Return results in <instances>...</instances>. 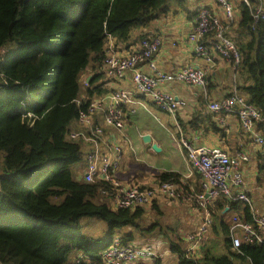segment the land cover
Segmentation results:
<instances>
[{
	"label": "trees",
	"instance_id": "obj_1",
	"mask_svg": "<svg viewBox=\"0 0 264 264\" xmlns=\"http://www.w3.org/2000/svg\"><path fill=\"white\" fill-rule=\"evenodd\" d=\"M171 1L176 0H0V52L7 51L0 60V264H106L103 252L114 236L130 243L135 231L143 237L164 231L160 224L144 226V208L115 210L100 201L108 184L75 178L72 168L85 163L86 151L82 141L68 136L80 110L112 91L103 81L107 38L116 40L119 51H131L152 38L143 31L170 12ZM234 1L240 20L223 26L239 49L238 70L248 81L238 91L260 112L261 127L264 21L253 20L255 0L251 7ZM135 29L142 32L133 36ZM88 70L94 76L87 83L88 99L79 105L81 75ZM198 177L197 194L202 192ZM156 180L181 185L176 172H162ZM242 204L220 196L210 206L211 230L224 237L225 255L203 246L208 236L202 253L192 254L167 235L177 264H234L235 259L264 264V242L233 247L225 216L239 213L254 224V210ZM89 219L106 223L102 238L83 233L82 221Z\"/></svg>",
	"mask_w": 264,
	"mask_h": 264
},
{
	"label": "built area",
	"instance_id": "obj_2",
	"mask_svg": "<svg viewBox=\"0 0 264 264\" xmlns=\"http://www.w3.org/2000/svg\"><path fill=\"white\" fill-rule=\"evenodd\" d=\"M212 1L221 7L227 21H234L233 0ZM255 1L252 17L257 23L264 21V0ZM243 2L252 6V0ZM208 35H212L211 38L204 41ZM188 39L198 56L211 61L210 50L213 49L238 70L242 61L239 49L226 36L221 19L211 9H199ZM161 46L162 40L152 37L137 43L131 51H119L116 40L109 36L105 44L103 72L112 82H120L131 75L133 87L115 88L107 95L88 102L86 109L79 112L77 123L80 129L71 131L68 136L73 141H82L86 146V168L81 180L108 184L109 189H103L101 196L109 199L110 206L115 210L146 208L160 196L179 200L182 194L180 184L174 182H158L154 186H124L116 175L124 162L125 146L131 147L126 133L127 123L130 115H135L139 108H146L144 99L175 117L177 111L187 107L188 102L167 92L163 89L165 85L177 82L207 87L206 67L188 65L175 73L161 70L154 59ZM82 103L79 99L78 104ZM207 110L220 115L235 114L243 131L264 151V134L258 130L261 114L238 89L222 99L209 102ZM106 127L114 130L111 141L107 139ZM179 146L186 151L190 165L201 177L202 192L196 194V203L202 209V219L198 229L187 235L188 245L185 249L194 254L201 248L214 224L210 206L220 196L241 201L253 211L250 198L241 190L245 184L242 167L250 157L244 150L230 156L221 148L194 146L184 137L179 139ZM229 224L234 249L243 243L264 242V215H255L254 224L234 215ZM238 230L242 235L238 234ZM161 246L157 240L144 244L123 243L119 236H114L104 250L103 258L106 264H158Z\"/></svg>",
	"mask_w": 264,
	"mask_h": 264
},
{
	"label": "crops",
	"instance_id": "obj_3",
	"mask_svg": "<svg viewBox=\"0 0 264 264\" xmlns=\"http://www.w3.org/2000/svg\"><path fill=\"white\" fill-rule=\"evenodd\" d=\"M197 1L199 2L201 0H196V4H200L198 10L190 8L188 0L171 1L177 5V8L172 11V5L170 3V12L159 18L149 28L143 31L148 33L150 37H158L162 40V46L154 58L161 70L167 73H175L188 65L206 67L208 69L206 88L194 87L177 82L167 84L163 87V89L174 97L186 100L188 105L177 111L175 117L163 111L167 115V118H159V124L162 127H158L160 130L151 129L147 132H141L136 128V134L138 136L143 138L145 135H149L151 137V148L153 144H157L161 148V151L157 154H161L165 162L161 166H157L159 172L156 176L162 172H176L181 175L180 187L183 193L179 200H170L160 196L153 205L144 208V226L148 227L160 224L165 228L164 231H159L158 228L152 235L143 237L147 242L154 240L161 242L162 246L159 251L158 264H164L169 256L172 257L175 264L178 263V255L174 254L170 249H168L169 251L167 250L169 248L167 235L172 236L176 240L180 239L182 244L185 245L184 249H186L188 245L187 235L198 229L202 219L201 212L198 208L199 206L196 204V185L200 179L197 172L190 165L186 151L179 146V139L181 137L186 138L194 146H203L211 149L221 148L230 156H234L239 150H244L249 155L250 160L242 167L245 184L241 190L250 198L255 212L254 214L264 215L263 149L257 146L252 141V138L243 131L239 119L235 114L225 113L220 115L210 113L207 110L209 102L222 99L228 96L234 89H238L239 86L247 84L245 83L248 82L247 77L241 73L242 81H237L235 79L236 70L231 63L216 54L212 49L210 51L211 61H207L195 53L194 45L189 41L188 34L196 19L195 14H197L201 7L211 9L222 20L224 26L229 25L221 7L214 1L203 0L200 3ZM233 3L235 5L234 24H236L239 22L241 15L240 10L236 7V1L233 0ZM230 29L231 27L227 30ZM143 68L146 69V66ZM93 76L94 73L88 70L83 75L82 80L84 79L88 83ZM103 81L105 89L113 90L115 88L133 87L131 75H128L125 80L120 82H112L108 79H103ZM87 89L86 87L87 98L80 97L82 101L88 99ZM144 103L146 108H139L135 115H130L126 126L128 137L132 127L136 125L135 122L139 119L141 112L152 114L150 109L152 102L144 100ZM164 125L167 126L165 127ZM76 126L77 128L75 130L80 129L78 123ZM167 127H171L172 133H170ZM106 129L108 131L107 139L111 141V134L114 130L108 127ZM258 130L264 134V125L260 127L259 124ZM165 132L169 133L170 137H166ZM174 144L176 147H173ZM128 147V145L125 146V155ZM129 148L132 150V147ZM148 158L153 160L149 165H153L156 157ZM124 163L116 172L117 178L124 186H137V184H125V170L129 169V166L127 163ZM82 165L84 172L86 159ZM156 176L147 178L142 182L143 184H139L138 186H154L158 184ZM107 200L109 201V199ZM108 204L110 205V202ZM242 205L244 206L245 204L243 203ZM234 215L239 216V213L230 212L225 216L228 224L230 223L228 217L232 218ZM159 219H163V221ZM237 232L239 235H242L241 231L238 230ZM174 234L177 236H173ZM207 241H209V238H207L205 244ZM199 250H197V253Z\"/></svg>",
	"mask_w": 264,
	"mask_h": 264
},
{
	"label": "rangeland",
	"instance_id": "obj_4",
	"mask_svg": "<svg viewBox=\"0 0 264 264\" xmlns=\"http://www.w3.org/2000/svg\"><path fill=\"white\" fill-rule=\"evenodd\" d=\"M202 1L203 0L199 2L197 1V2L200 3ZM171 5H172V11L177 8V5L172 2H171ZM188 5L190 6V8L198 10V7L200 4H196V0H188ZM140 32H141V29H135L133 30L132 35L135 36ZM6 53L7 51L0 52V60L4 58ZM85 73L86 72H83L81 75V82H82L83 88H82L80 96L82 98H87L86 91H85L87 85H86L85 80L84 79L82 80V77ZM235 79L239 82L242 81V74L240 70H237L235 72ZM104 80H107L106 76L104 77ZM245 83H248V82H245ZM150 109H151L152 114H146V113L141 112L139 119L135 122L136 125L132 127L131 133L129 135L132 150L129 148L130 146L128 145L129 147L126 149V155L124 159L125 160L124 162L127 163L129 166V169L125 170L126 183L125 182L124 183L127 185L137 184L138 186L139 184H143L142 182L145 181L147 178H152L156 176V174H158L159 172L157 169V166L159 167L165 162V159L163 156H161V154H157L158 152L154 151L151 148L150 144H146L143 138L136 134L137 129H139L141 132H147L151 129L160 130V128H158V127H161V125L159 124V118L160 119L164 117L167 118V115L163 111H161L160 108H158V106H156L154 103L150 104ZM167 128L170 130V133H172L171 127H167ZM165 135L166 137H170V134L167 132H165ZM173 147H176L175 144L173 145ZM128 157L130 158L128 159ZM148 157H156V159H154V164L151 165L152 167L149 164L153 160ZM72 172L75 178L77 179L82 178L83 177V165L74 166L72 168ZM130 176L132 177L130 178ZM100 201L105 202V203L109 202L106 198L102 196H100ZM199 210L202 214V209L199 208ZM229 218L230 217H228V220L230 221L231 218L230 219ZM159 220L163 221V219H159ZM82 224H83V233L85 235L92 236L96 239L102 238L107 232V225L102 220H96V219L83 220ZM144 224H145V221H144ZM135 236H136L135 243L144 244L147 242L145 241L146 239L143 238V236H140L139 231H135ZM208 236H209L208 237L209 241H207V243L203 245L206 249L211 248L216 256H222V255L227 254V251L224 248V237L223 236L217 237L215 234L212 233V230H210ZM180 244H182V241H180ZM168 249H171L170 245H169V248H167V250ZM202 251L203 249L200 252L202 253ZM164 264H175V261H173L172 257L169 256L165 260ZM234 264H249V262L235 259Z\"/></svg>",
	"mask_w": 264,
	"mask_h": 264
},
{
	"label": "water",
	"instance_id": "obj_5",
	"mask_svg": "<svg viewBox=\"0 0 264 264\" xmlns=\"http://www.w3.org/2000/svg\"><path fill=\"white\" fill-rule=\"evenodd\" d=\"M143 140H144V142L147 143V144H150V143H151V137H150L149 135H145V136L143 137ZM152 148H153V150L156 151V152H160V151H161V148L158 147L157 144H153V145H152Z\"/></svg>",
	"mask_w": 264,
	"mask_h": 264
},
{
	"label": "bare ground",
	"instance_id": "obj_6",
	"mask_svg": "<svg viewBox=\"0 0 264 264\" xmlns=\"http://www.w3.org/2000/svg\"><path fill=\"white\" fill-rule=\"evenodd\" d=\"M144 100H148V99H144ZM148 101H150V100H148Z\"/></svg>",
	"mask_w": 264,
	"mask_h": 264
}]
</instances>
